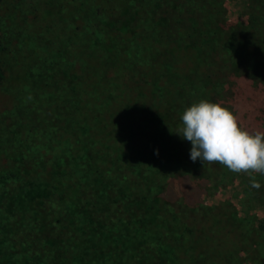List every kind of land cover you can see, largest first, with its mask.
I'll use <instances>...</instances> for the list:
<instances>
[{
	"label": "rangeland",
	"instance_id": "obj_1",
	"mask_svg": "<svg viewBox=\"0 0 264 264\" xmlns=\"http://www.w3.org/2000/svg\"><path fill=\"white\" fill-rule=\"evenodd\" d=\"M172 42L194 48L200 64L210 65L208 78L198 72L200 69H191L186 75V81L199 93L213 85L205 100L230 108L243 128L264 131V0H0V91L15 102L11 109L0 113V264H39L40 254L48 261L55 258L46 247H38L41 241L35 237L28 242L26 226L24 236L12 231L17 221L23 222L21 216L29 205L48 195L45 189L50 187L54 192L51 172L57 177L55 182L63 181L71 176L65 170H75L71 163L77 167L74 162H79L72 159L66 146L52 149L49 133L37 126L43 121L46 131L51 130L52 123L58 122L53 106L64 93H75L81 81L97 76L92 83L85 82L81 88L85 92L90 86L96 89L101 82H108L106 70L111 66L105 62L107 52L133 48L125 53L129 57L119 62L120 67H131L132 73L143 78L149 71L148 76L158 77V83L166 81L168 85L172 80L174 84L177 74L169 70ZM93 59L99 62L91 64ZM78 66L81 71L74 73ZM186 88L181 89L183 105L179 115L193 104L186 103L191 97L185 93ZM151 104L144 103L141 108ZM169 113L172 118L168 116L164 122L176 133L180 118ZM72 116L67 117L69 122ZM165 131L161 127L154 133L157 141ZM178 142L189 156L191 142L182 138ZM141 152L144 154L139 155H150L146 154L150 150ZM187 161L191 163L173 165L164 161L158 168L154 164L144 167L155 196L161 190L158 181L153 180L158 174L165 176L170 188L167 197L152 199V205L166 213L182 203L187 215L200 214L195 216L196 221H205L202 210H224L227 220L244 233L242 245L224 250L223 264H264V174L252 170L234 172L215 161ZM184 174L198 179L191 187L203 184L196 203L182 200L185 188L179 176ZM253 182L260 187H253ZM54 201L59 203L56 197ZM65 206L69 208V202ZM152 220L147 215V224ZM173 225L171 232L176 242L181 244L186 238L192 245L193 233L184 230L180 222ZM51 230L44 231V241H59V233ZM107 231L109 237L116 238L109 241L114 245L110 251L91 254L86 239L77 236L63 239L64 252L69 251L66 258L78 264L174 262L176 252L166 236L150 232L142 236L137 229L112 224ZM125 236H130L129 240L125 241ZM122 239L126 244L123 249L115 245ZM36 248L37 252L29 253V249ZM136 254L137 260L129 259ZM105 255L108 258H103Z\"/></svg>",
	"mask_w": 264,
	"mask_h": 264
},
{
	"label": "trees",
	"instance_id": "obj_2",
	"mask_svg": "<svg viewBox=\"0 0 264 264\" xmlns=\"http://www.w3.org/2000/svg\"><path fill=\"white\" fill-rule=\"evenodd\" d=\"M169 49L173 55L169 70L177 74L173 79L174 84L172 80L168 81V85L166 81L158 83V77H151V74L148 76L149 71L143 78L132 73L131 67H120L119 62L129 57L125 53L134 51L133 48L107 52L105 62L111 68L102 73H108V82H101L96 89H91L90 86L85 92L81 90L86 86L85 82L90 84L97 76L92 75L91 78L81 81L83 83L78 84L75 93L73 90L70 94L64 93L62 100L53 106L52 110L57 113L58 122L52 123L54 126H51V130L46 131L43 121L37 126L42 128V132L49 133L52 149L60 145L66 146L71 151L72 159H79V162H74L77 167L71 163L75 170H65L70 172V178L55 182L53 179L57 177L51 172L54 192L50 187L45 189L48 195L40 196L41 202H32L25 210V215L21 216L25 224L17 221L15 229L12 230L23 235V227L26 226L28 242L31 241L30 238L35 237L41 241L38 247L47 248L55 255L53 260L48 261L44 254H40L39 264L75 263L72 258H66L65 255L69 251L64 252L63 239L77 236L86 239L91 254L104 249L106 252L110 251L114 245L109 244V241L116 239L114 236L109 237L107 230L111 228V224L112 227L137 229L138 234L142 236L147 232L166 236L176 252L173 264H223L226 259L224 250L242 245L244 230L235 228L232 221L227 220L228 213H223L225 211L222 209L202 210L200 213L204 215L205 221H196L195 216L200 214L187 215L182 203L166 213L152 205V199L167 197L170 188L166 184L165 176L158 174L155 179L152 178L157 180L161 187L155 196L154 186L148 180L144 167L154 164L155 168H158L164 161L173 165L191 163L187 161L189 156L182 152V146L178 142L181 137L164 122L168 116L172 118L168 112L174 118H180L183 86L187 87L185 93L193 96L186 97V103L205 100L206 94L213 91L211 84L199 93L191 82L186 81V75L195 70L200 69L198 72L204 74V78L210 75V65L200 64L197 50L181 47L177 42H172ZM90 62L96 64L99 60L93 59ZM79 67L73 72L81 71ZM2 79L0 68V85ZM14 103L12 97L0 91V113L11 109ZM144 103L152 104L143 110L141 106ZM70 115H73V119L69 122L70 117H67ZM147 120L152 122L148 124ZM161 127L166 128V131L157 141V135L154 133ZM245 129L249 132L255 131L252 128ZM155 142H158L159 148H156ZM63 149L64 147L59 148L61 153L64 152ZM141 150H150V153H146L150 155H139L144 154ZM48 155L45 157H49ZM179 177L177 178L183 182L185 188L182 200L187 204L198 202L203 184L191 187L196 177L190 174ZM55 197L59 203H55ZM67 202L69 208L65 206ZM147 215L154 218L149 224L146 221ZM177 222H180L184 230L193 233L192 245L186 238L181 244L176 242L171 231L174 229L173 223ZM46 229H53L50 232L59 233L62 239L52 243L44 241ZM129 238L130 236L124 237L125 241ZM148 239L151 241V237ZM115 245L121 249L126 247L123 239ZM37 251L38 248L29 249L30 254ZM137 257L136 254L129 259L137 260ZM199 257L202 260L197 262ZM103 258L108 257L105 255ZM111 261L116 262V258H111Z\"/></svg>",
	"mask_w": 264,
	"mask_h": 264
},
{
	"label": "clouds",
	"instance_id": "obj_3",
	"mask_svg": "<svg viewBox=\"0 0 264 264\" xmlns=\"http://www.w3.org/2000/svg\"><path fill=\"white\" fill-rule=\"evenodd\" d=\"M176 133L191 142L189 158L219 162L234 172L264 174V131L243 128L228 107L201 99L184 109ZM253 187H260L253 182Z\"/></svg>",
	"mask_w": 264,
	"mask_h": 264
}]
</instances>
